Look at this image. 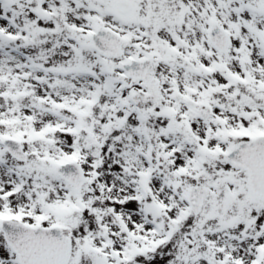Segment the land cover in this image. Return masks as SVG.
<instances>
[{
	"label": "snow or ice",
	"instance_id": "6c2138e0",
	"mask_svg": "<svg viewBox=\"0 0 264 264\" xmlns=\"http://www.w3.org/2000/svg\"><path fill=\"white\" fill-rule=\"evenodd\" d=\"M0 264H264V0H0Z\"/></svg>",
	"mask_w": 264,
	"mask_h": 264
}]
</instances>
